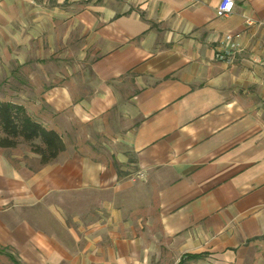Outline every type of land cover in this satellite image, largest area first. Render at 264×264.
<instances>
[{
  "label": "crops",
  "instance_id": "crops-1",
  "mask_svg": "<svg viewBox=\"0 0 264 264\" xmlns=\"http://www.w3.org/2000/svg\"><path fill=\"white\" fill-rule=\"evenodd\" d=\"M234 1L0 0V103L66 146L0 149V264H264V0Z\"/></svg>",
  "mask_w": 264,
  "mask_h": 264
},
{
  "label": "trees",
  "instance_id": "trees-1",
  "mask_svg": "<svg viewBox=\"0 0 264 264\" xmlns=\"http://www.w3.org/2000/svg\"><path fill=\"white\" fill-rule=\"evenodd\" d=\"M27 144L42 164L55 161L66 150L58 133L34 121L24 107L0 103V149H15Z\"/></svg>",
  "mask_w": 264,
  "mask_h": 264
},
{
  "label": "built area",
  "instance_id": "built-area-1",
  "mask_svg": "<svg viewBox=\"0 0 264 264\" xmlns=\"http://www.w3.org/2000/svg\"><path fill=\"white\" fill-rule=\"evenodd\" d=\"M236 4L234 0H221L217 8V16L220 18L228 17L235 11ZM243 51V46L238 37L229 33L225 36L221 46L216 54V59L225 63H233L236 56Z\"/></svg>",
  "mask_w": 264,
  "mask_h": 264
},
{
  "label": "rangeland",
  "instance_id": "rangeland-1",
  "mask_svg": "<svg viewBox=\"0 0 264 264\" xmlns=\"http://www.w3.org/2000/svg\"><path fill=\"white\" fill-rule=\"evenodd\" d=\"M75 72H74V76L75 79L79 78L80 76H84V77H89L90 76V72H89V67L85 66V67H74ZM7 84V82H5ZM12 83V82H11ZM25 84L32 87V89H34V83H30L29 81H27ZM30 88V87H29ZM16 150L14 151L15 153L19 154V155H23L26 152H29L31 149L27 144H22L19 147L15 148Z\"/></svg>",
  "mask_w": 264,
  "mask_h": 264
}]
</instances>
